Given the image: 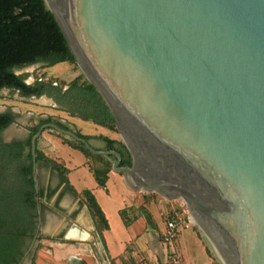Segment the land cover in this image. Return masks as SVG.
Returning <instances> with one entry per match:
<instances>
[{"label":"water","instance_id":"water-1","mask_svg":"<svg viewBox=\"0 0 264 264\" xmlns=\"http://www.w3.org/2000/svg\"><path fill=\"white\" fill-rule=\"evenodd\" d=\"M44 2L131 163L46 122L30 139L34 192L36 142L54 130L113 156L131 189L182 200L223 264H264V0Z\"/></svg>","mask_w":264,"mask_h":264},{"label":"trees","instance_id":"trees-1","mask_svg":"<svg viewBox=\"0 0 264 264\" xmlns=\"http://www.w3.org/2000/svg\"><path fill=\"white\" fill-rule=\"evenodd\" d=\"M60 62L74 63L75 59L69 49L68 43L55 20L54 15L46 6L44 0H0V91L4 88L16 91L22 97L50 98L57 109L69 116L78 117L82 120L92 121L109 130H116V122L108 106L103 101L93 84L83 74L76 76L67 84L54 83L51 80L36 78L27 83V73H17L29 65L44 63L48 66ZM11 112L0 113V134L14 121ZM46 122H54L58 126L69 129L68 125L60 120L47 116L30 129L26 145L30 146V139L38 127ZM79 136L86 140L98 139L104 143L105 150H116L121 154V165H130L131 158L128 150L121 140L110 138L105 135H86L76 131ZM63 137V136H62ZM63 142L70 147L79 150L87 161L91 158L101 163L100 166L89 163L92 175L98 186L105 188L108 172L111 170L110 162L100 155L93 154L83 144L63 137ZM18 144L1 145L0 151L19 149ZM98 149V148H95ZM29 164L23 169L24 185L23 204L27 208H35L34 181L32 178V156L29 153ZM113 157V156H110ZM45 159L51 162L53 168L60 174L67 188L79 195L82 202L87 206L94 221L96 230L103 232L109 228L108 221L97 203L93 193L89 189L76 192L69 184L65 176L66 169L55 161L44 156L36 150V163ZM122 214V210H120ZM121 216V215H120ZM0 219V224H1ZM125 225L128 222H124ZM31 226L25 229L9 227L7 233L0 238V264H15L19 252L14 251L20 237L29 232ZM12 256V258H10Z\"/></svg>","mask_w":264,"mask_h":264},{"label":"rangeland","instance_id":"rangeland-1","mask_svg":"<svg viewBox=\"0 0 264 264\" xmlns=\"http://www.w3.org/2000/svg\"><path fill=\"white\" fill-rule=\"evenodd\" d=\"M22 72L27 73L25 81L28 83L33 82L36 78H42L54 83L67 84L76 76L83 74L76 62H60L51 66L36 63L17 70V73ZM5 105L17 107L22 121L29 116L28 114H50L49 116L60 120L71 129L82 134L101 131L110 138L122 141L117 129L115 131L109 130L92 121L69 116L57 109L53 101L46 96L27 98L19 96L16 91L4 88L0 91V106ZM25 123L30 126L33 125L31 120H26ZM42 135L56 145L59 143L66 144L63 142L64 136L54 130L46 129ZM92 140L96 142L95 139ZM63 150L62 156L67 153L68 149ZM56 153L55 151H48L47 155L58 160L60 157L58 158ZM105 158L110 164L114 160V157L110 156ZM91 161L93 165H101L100 162L92 158L87 162L90 163ZM115 174L119 173L115 172ZM118 176L110 175V180L105 184L107 191L99 187H94L92 190L97 203L108 220L109 229L98 232L95 228L90 232L89 238L82 241L84 244L90 245L93 253L98 254L101 262H104L103 264H166V255L169 251L179 255L180 264H223L207 237L194 222L187 228H180L177 236L171 242L164 243L162 241L161 231L165 216L172 210H180L179 208L188 211L180 199L167 200L155 192L133 190L126 183L122 186L120 182L114 181V178H118ZM73 177L74 174L71 175L72 180ZM85 177L80 183L74 181L75 186L78 188L93 187V178L88 174ZM49 178L52 182L59 179L57 176H50ZM85 206L83 202L80 203L76 211V215H79L80 221L83 222L87 219L86 214L83 213ZM118 208L122 210L121 216L117 212ZM122 222H128V224L124 225ZM107 252L111 255H119L114 259H109Z\"/></svg>","mask_w":264,"mask_h":264},{"label":"crops","instance_id":"crops-1","mask_svg":"<svg viewBox=\"0 0 264 264\" xmlns=\"http://www.w3.org/2000/svg\"><path fill=\"white\" fill-rule=\"evenodd\" d=\"M7 111L13 113L15 118L14 121L0 134V146L18 144L20 146L19 149H13L10 155L19 157V160L21 161L19 169H24L29 164L27 155L31 153L30 146L28 147L26 145V141L30 135V129L32 126L37 125L41 118H45L50 114H28L29 116L22 121L17 107L15 108L6 105L0 106V113ZM26 120L33 121V125H27L25 123ZM85 134L108 136L101 131ZM95 141L96 142H93L92 139L90 140V143L94 148L104 149L105 146L101 140L95 139ZM63 149H68L64 156L61 155L64 151ZM36 150L43 153L45 157L56 163H60L67 170L65 176L67 177L69 184L77 193L83 189H89L93 193L92 190H94V187H99L92 175L87 158L79 150H76L67 144L59 143L56 145L42 134L37 140ZM48 151L57 152L56 156L58 158L60 157V159L57 160L53 156H48ZM2 164V157H0V168ZM36 174L38 179V204L42 206L43 212L42 223L39 228V236L41 235V237L38 238L34 249L22 260L21 264H103L104 262H101L98 254L93 253L90 245L82 242L84 240L67 239L62 235V232L68 230L72 223H75L83 230L89 232V234L93 230L92 226H94V229L96 228L87 206H85V208L87 209L88 214H86L87 219L84 222L80 221L79 215H76L77 208L79 204L82 203L80 196L67 188L66 184L62 181L59 172L53 168L51 162L46 161L45 159L37 161ZM73 174L74 177L72 180L71 175ZM87 174L93 178L94 186L90 188L76 187L73 182H82ZM112 174L119 175L118 178H114V181L120 182L122 186L125 185L121 174H115L112 170L108 172L106 183L110 180V175ZM50 176H57L59 179L52 182L49 178ZM21 180L23 182L24 177H22ZM23 188V192H25L26 188L24 183ZM104 190L107 191L106 186ZM34 195L36 196L35 193ZM120 210L121 208L117 209L119 215ZM69 214H71V216H68ZM122 223L124 224V222ZM19 254H21L20 251ZM107 254L109 259H114L119 255H111L109 252H107Z\"/></svg>","mask_w":264,"mask_h":264},{"label":"flooded vegetation","instance_id":"flooded-vegetation-1","mask_svg":"<svg viewBox=\"0 0 264 264\" xmlns=\"http://www.w3.org/2000/svg\"><path fill=\"white\" fill-rule=\"evenodd\" d=\"M11 151H6V149L0 151V157H2L3 161L0 168V219L2 220L0 224V238L3 234L7 233L9 227L25 229L28 225L31 226L30 231L20 237L14 248V251L21 252L15 264H21L22 260L29 255L36 245L32 241L37 225L41 226L43 212L42 206L36 200L34 209L27 208L23 204L22 195L24 188L21 180L23 169H19L21 161L19 157L11 156ZM68 216H71V214Z\"/></svg>","mask_w":264,"mask_h":264},{"label":"built area","instance_id":"built-area-1","mask_svg":"<svg viewBox=\"0 0 264 264\" xmlns=\"http://www.w3.org/2000/svg\"><path fill=\"white\" fill-rule=\"evenodd\" d=\"M180 201L182 205H185L182 200ZM179 209L172 210L165 216L164 226L161 231V238L164 243H169L174 240L180 228H187L193 222L188 211ZM184 211H186V214ZM165 262L166 264H180V257L176 252L169 251L166 255Z\"/></svg>","mask_w":264,"mask_h":264},{"label":"bare ground","instance_id":"bare-ground-1","mask_svg":"<svg viewBox=\"0 0 264 264\" xmlns=\"http://www.w3.org/2000/svg\"><path fill=\"white\" fill-rule=\"evenodd\" d=\"M191 220L194 222L193 218L191 217ZM195 223V222H194ZM222 261V260H221Z\"/></svg>","mask_w":264,"mask_h":264}]
</instances>
